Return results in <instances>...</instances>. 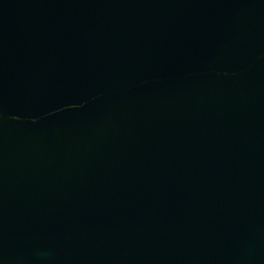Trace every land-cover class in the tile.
<instances>
[{
	"label": "water",
	"instance_id": "obj_1",
	"mask_svg": "<svg viewBox=\"0 0 264 264\" xmlns=\"http://www.w3.org/2000/svg\"><path fill=\"white\" fill-rule=\"evenodd\" d=\"M0 264H264V0H0Z\"/></svg>",
	"mask_w": 264,
	"mask_h": 264
}]
</instances>
